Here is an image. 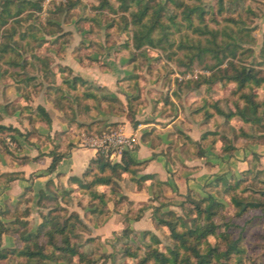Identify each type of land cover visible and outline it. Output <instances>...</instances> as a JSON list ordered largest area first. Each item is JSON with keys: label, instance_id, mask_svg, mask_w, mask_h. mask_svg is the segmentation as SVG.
Returning <instances> with one entry per match:
<instances>
[{"label": "trees", "instance_id": "1", "mask_svg": "<svg viewBox=\"0 0 264 264\" xmlns=\"http://www.w3.org/2000/svg\"><path fill=\"white\" fill-rule=\"evenodd\" d=\"M156 0H117L118 7L115 8L109 0H102L100 5L93 7L99 14L114 13L119 19L115 20V25L124 24L123 31L130 34L133 30L132 42L136 50L145 48L165 49L164 41L169 43V47H173L169 32L171 28L178 32L184 28V23L188 27L194 28V32L200 34L204 40H199L196 44L180 42L179 48L187 50L185 55L188 62L183 63L185 67H189L195 62L202 63L205 57L210 56L215 62L213 66L206 67L212 71L210 77L201 79V82H184L179 84V90L186 88H199L206 85L207 91L217 82H228L236 84V94H241L243 106L236 104V111L225 113L216 104L209 103V100H204L202 106L195 107L194 114L198 115L204 111L206 118H214L216 113L210 112V107L217 109V113L227 119L240 117L246 123H251L257 119L260 108H264V101L257 102L258 95L249 93L254 88L264 87V72L254 68L246 67L237 64L235 61H228L227 66L224 63L229 58H236L237 53L249 52L243 48V44L247 41L244 39V28H239V31H234L231 25L238 24L234 18L227 20L228 25L222 30H212L205 23L207 11L203 8L201 0H166L164 3ZM29 4L26 0H0V60L4 56L14 53V61L11 64L17 69H28L27 58L31 56V60L38 59L40 62V74H45L46 78L51 82L50 77L45 73L48 72L49 63H45L41 56L37 55L36 48L44 46L49 42L40 41L39 47L27 43L24 39L17 41L15 29L12 24L23 12ZM219 8L214 15L220 16L225 11L224 0H219ZM172 5L174 11L170 12L169 6ZM37 10H40L36 3ZM76 8V3L69 2L67 5L68 11H73ZM170 12V13H169ZM212 14V11H209ZM182 18L181 21H178ZM198 19L201 27H194V20ZM218 23V22H216ZM220 24V22H219ZM8 27H10L8 29ZM36 28L35 30H37ZM44 30L47 35H58L55 39L62 45L69 36L63 33V28L56 23L48 24ZM35 34L40 35L41 33ZM161 34L160 37H158ZM37 35H34L35 38ZM220 38L222 41L220 42ZM225 38V40H224ZM189 39V38H188ZM184 41V40H182ZM34 42V40H33ZM32 42V43H33ZM93 42L86 46L82 43L80 50L86 51L91 49ZM129 41L124 48L130 49ZM37 49V50H38ZM46 56V55H44ZM79 56L84 57L79 53ZM9 57V56H8ZM261 57L264 58V46ZM15 58V59H14ZM18 59V60H17ZM49 61L51 57L48 58ZM83 59V58H82ZM23 62L20 63V61ZM34 62V61H33ZM65 70V69H61ZM35 81V88L42 87V83L38 78L25 77L24 82L32 83ZM84 87L79 89V85ZM86 83L76 77L73 83L63 82L61 85L47 91L48 97L55 99V104L64 113L70 126L77 127L86 131L89 135L101 133L99 129L100 122H94L90 125L77 122V111L83 104L85 110H91L92 103L98 102L103 104L105 99L96 94L92 89L85 87ZM249 90V91H248ZM129 108L133 116H135L136 108L133 106V101L130 102ZM197 106V105H196ZM39 115L33 121H45L51 124V119L47 112L39 108ZM196 115H193L196 117ZM8 132L21 134L18 129L5 127L0 125V133ZM218 133L206 134L201 138L199 147L209 144H216ZM15 140V136L12 135ZM1 143L5 145V140ZM204 151H199L198 156H203ZM64 154L53 153V162L49 167V172H54L63 160ZM28 161H26L27 163ZM249 168L243 173L246 177L243 180L236 181V189L230 193L229 205L234 208V215L225 213V203L215 199L213 196L195 200L188 196L184 205H190L188 215L181 217L173 211L163 212L167 205H140L139 207L129 206L128 213L125 215L126 222L129 220H140L142 214L147 209H153L152 219L157 229H164L168 234V246L163 252L161 250L162 241L151 231L143 233L145 239L150 240V245L144 256H139V250L135 249L132 244L126 243L124 252L127 255H133L136 260L133 263H114V264H264V182L260 187L248 183L251 178L258 175V167L260 157L252 155L249 160ZM147 162L137 164L131 153H125L120 163H112L105 155H97V158L92 160L83 177L71 178V182L76 185V190L84 196L86 210L85 219L91 220L95 218L103 219L110 213L108 205L110 202H115L117 205L122 203L123 199L117 198L119 190V182L122 176L127 174L129 179L135 180L133 168L142 166ZM7 183L16 180H24L23 174H10L5 178ZM49 188H55L52 181L48 184ZM245 185V188L241 189ZM58 188L56 189V191ZM59 191L57 194L49 197V193H41L39 205L45 199H51L57 202V207L49 210L47 214L41 212L42 223L36 233H29L24 230L27 221H23L24 217L29 216V210L14 214L17 218L13 222L4 223L0 220V243L3 241V236L8 235L15 238V248L1 249L0 244V264H10L11 259H15L21 264H31L37 261V264H46L45 261L58 264L61 260L70 261L77 258L79 264H94L89 258V255L83 251V244L80 243L79 235L87 229V225L82 217L77 213H72L68 217L63 215L59 209L60 202ZM250 192V194H247ZM29 193V190H28ZM65 194H69L65 192ZM31 193L27 195L29 201ZM19 213V211H17ZM5 217L10 216V212L3 213ZM129 225L125 228L123 236L134 234ZM213 240L214 242H212ZM235 259V263L232 259Z\"/></svg>", "mask_w": 264, "mask_h": 264}, {"label": "rangeland", "instance_id": "2", "mask_svg": "<svg viewBox=\"0 0 264 264\" xmlns=\"http://www.w3.org/2000/svg\"><path fill=\"white\" fill-rule=\"evenodd\" d=\"M26 1L29 2V4L26 6L27 9L21 14L20 17L13 20L14 22L12 23L14 24L16 20L19 22V24H15L13 26L15 29L14 38L17 41L24 39L27 43H31L33 45H36L37 43V47H39L38 45L40 41L45 42L49 39L48 43H46L44 46L41 45L39 49L36 48L35 50V52L37 51V55L41 56V59L45 61V63H48V58L52 57L50 50L53 49L54 45L51 43V39H56L58 35L55 34L49 37V35H47V31L44 30V28L48 24L56 23L63 28V33L69 34L66 39H68L73 34L70 32V30L77 28L78 32H85V34L82 35V39L88 40L90 44L91 42H95L97 45H99V43L103 42L106 45L116 46L117 54L129 53L130 58L136 63L135 72L137 73L136 82L138 88L140 86V74L147 75L148 82L152 81L153 84L150 83L146 87L154 86L160 89V91H154L158 94L157 97H161L165 103L171 106H174L176 102L182 106L189 105V108L186 112V117L189 116V118L196 121V123H200L201 127H203L204 131L201 135V138L203 135L208 133H218V136L216 137L217 143L214 145L209 144L207 147L212 146V148L218 149L223 155H230L235 151L237 145L244 147L254 144L264 145V108H260L257 119H254L255 121L251 123H246L242 118L236 116L231 119H227L219 115L217 113V109L211 107L210 112L216 113L214 118H206L204 111L198 113V115L194 114L196 109L195 107L202 106L204 100H209L211 106L212 104H216L217 107L222 109L227 114L236 111V104H239V106L242 107L243 102L240 99L241 94H236V84L225 81L215 83L209 91H207L206 85L199 88H186L184 90H179L180 83H197L198 81L201 82V79L205 77H210L212 75V71L208 70L206 67L213 66L215 64V62L211 60L210 56H208L204 58L202 63L197 61L189 67H185L183 65V63L188 62V59L185 56L188 51L185 49H180L179 43L186 42L189 44H196L197 41L204 40V38L200 34L194 32V28H190L187 26V23L182 22V18H179L178 21H181L179 23H184V28H182L180 32L174 28H171L169 31L171 33L169 41L174 43L173 47L170 48L169 43L164 41L163 45L166 47L164 50L160 48L152 49L150 47L142 50H136L133 47V42L131 40L134 31L133 27L130 28L132 29V32L127 34L125 31H123L124 24H119L117 26L115 25V20L119 19L118 15H114V13H106L102 15L93 9V7L99 6L102 0ZM109 1L115 8L118 7L119 3L117 0ZM165 1L166 0H156L155 3H164ZM185 1L187 3H191L189 0ZM69 2L76 3L75 10H67V5ZM218 2L219 0H201L203 8L206 9L208 13L205 23L209 26V29L222 30L228 25L227 20L234 18L238 24L231 25V29L234 31H239V28H244V34L246 36L244 39L247 41V44L244 43L242 46L244 49L249 50V52L240 51L237 53L236 58L227 59L223 67L227 66L228 61H235L239 65L254 68L256 70H262L264 72V58L261 57L264 46V0H224L225 11L217 17L214 14L219 8ZM36 3L39 5L40 10H37ZM169 10L170 12L174 11L172 5L169 6ZM210 10L212 11V14L209 13ZM193 26L200 28V21L195 19ZM9 28L10 27H8V29ZM36 28L38 29L35 30ZM65 30L68 32H65ZM36 31H38L37 33H42L37 35L35 34ZM34 35L37 36L33 38ZM158 35V37L161 36V34ZM128 41L131 45L130 49L124 48ZM219 41L221 42L222 38H220ZM82 43L84 42L82 41ZM81 44H79V46L76 48V54L81 58V56H79L80 53L84 56L82 58H85L86 61H92L90 55L94 49H97V47L92 46L91 49H86V51L85 49L79 51ZM8 56H4V58L0 60V125L18 129L21 134L12 132L5 134L0 133V183L5 184H9L6 182V179H4L6 175L22 174L20 172H10V170L6 168L7 164L13 165L14 163H18V165H27L30 162H42L45 157V155L40 152L36 158H32L33 146L31 140L33 138H37L39 139L38 141L40 143L43 142L44 144H46L48 141L47 137L40 135L35 128V125L39 121L35 120L32 122V120L36 119V117L39 115V108L36 109L33 106L34 100L31 94L33 92L38 93L45 91V95L48 97L47 91L61 85L63 82H67L66 79H68V77L66 78V74L71 72V70L69 71L67 68L61 67V69L63 68L65 70L58 71L63 79L62 82L58 84L55 79L57 73L51 69L53 66L52 64L51 66H48L50 67L48 72H45L51 79V82L49 83V79L46 78L47 76L42 73L40 74V62H38V59H34L33 62L31 60L32 57L28 56V69L24 70L21 68L20 70L14 68L11 65L17 62L15 58L14 61L12 60L13 58H10L12 56L14 57L15 54L11 53ZM21 62H23V60H21L20 63ZM25 77H37L38 80H40V82L37 81V83H42V87L37 86V88H35V81H32V83L24 82ZM151 78L154 80H151ZM85 83V87L92 89L89 87L87 82ZM250 92L258 95L257 102L264 101V87L254 88L250 90L249 93ZM17 93L18 95H16ZM104 99L107 100L106 97H104ZM141 99V96L132 97L127 105L128 116L132 118V122L134 124L137 122L134 120L137 116L138 107L141 103H143ZM131 101H133V106L136 108L135 116L132 115L129 108ZM111 102L114 103L115 107H117V105L120 106V112L124 111L122 109L124 107L122 102L118 101L117 99ZM2 108H4L6 112H4ZM193 115H196V117ZM4 116L7 117L8 120H6ZM5 122L6 124H4ZM26 123L29 124L28 127H25ZM12 135L15 136V140L12 139ZM139 135L138 137L140 139ZM91 136L94 135L86 134L83 136V139L84 137L89 138ZM43 138L45 140H43ZM201 138L200 141L196 143H194L190 138H186L191 146H195L197 149H199L197 150L198 152L196 155H198L199 151L202 150V147H199L198 145L201 142ZM2 140H5V145L1 143ZM83 147H85V145ZM223 148L225 149L223 150ZM23 149H27L28 154L23 153ZM26 161L28 162L26 163ZM13 167H15V165H13ZM257 167L258 175L253 177V179L251 178L248 183L260 187L262 182H264V166L261 163V159L259 166L257 165ZM243 173L239 176H232L230 179H217L215 182L209 184L206 187L207 190H205L206 194L204 196H190L198 201L211 195L215 199L225 203V213L232 216L234 215V208L228 203L230 199V193L235 191L236 181L246 178ZM57 188V191L60 189L58 201L60 202L59 209L62 211L63 215L68 217L72 213H77L82 217V215L86 213V210L84 209L85 204L83 206L81 205L84 202V196L81 195L76 190V188H70L71 190H66V188L60 184L55 185V188H49L48 185H46V190L42 192L47 194L49 192V197H54V195L57 194ZM243 188H245V185L241 189ZM28 190L29 193H31V196L28 199L29 201L25 200L29 194ZM65 192H68L69 194H65ZM247 194H250V192ZM39 200L37 203L38 215H34L33 217L31 215V208L34 202L33 191L31 188H28L20 197L16 208L14 210H6L7 212H10V216L5 217L2 215V217L6 220L4 223L15 221L17 217L14 216V214H21V212L25 213V211L28 209L30 213L29 216L27 218H23V221H27L28 223L24 230L29 233H36L43 221L41 212L47 214L49 210L53 208L55 209L57 207V202L54 200L45 199L41 205H39ZM185 200L181 201L178 205H174L172 201L167 200L166 198L163 200H158L157 202L158 205H167L163 212L173 211L177 215L185 217L188 215L187 209L190 208V205H184L186 203ZM17 211H19V213H17ZM96 219L97 221L99 220V218ZM38 221H41V223L38 224ZM92 222H94V220H92ZM144 232L138 235L132 232L134 234H127L126 236H123L124 231H122L120 233H114V235L108 239H103L102 237L95 235V233H93V231L87 225V229L78 234V241L84 245L83 251L89 255V258L92 261H95L94 264L133 263L136 260V257L133 255H127L124 252L125 245L126 243L132 244L135 249L139 250V256H144L147 247L151 243L149 239L144 238ZM151 232L157 235L162 241L161 250L164 252L169 243L166 230L155 228V230ZM11 238L13 245L11 247H6L3 240L0 243L1 249H12L16 247L15 238ZM211 241L214 242L213 240ZM232 262L235 263L234 258L232 259ZM9 263L21 264V262H18L15 259H11ZM45 263L55 264L54 262L50 261H45ZM31 264H37V261H34ZM58 264L79 263L78 259L75 258L70 261L61 260Z\"/></svg>", "mask_w": 264, "mask_h": 264}, {"label": "crops", "instance_id": "3", "mask_svg": "<svg viewBox=\"0 0 264 264\" xmlns=\"http://www.w3.org/2000/svg\"><path fill=\"white\" fill-rule=\"evenodd\" d=\"M70 32L73 34L62 45L54 38L51 39L54 46L50 50L52 57L48 63L53 64L51 69L57 73L56 81L58 84L62 82L63 79L58 71L61 67L67 68L71 70L66 74L68 82L73 83V79L78 77L87 82L97 95L107 99L103 104L93 102L91 110H85L81 105L76 115L77 122L86 125L100 122L101 132L119 128L127 135L140 134L139 145L131 156L137 164L147 162L133 168L134 181L129 179L127 174L122 176L120 189L117 192V198L123 199L122 203L117 205L114 201L110 202L108 216L97 221L96 218L86 220L85 214L82 215V219L95 235L108 239L114 233L124 231L128 225L137 235L144 231H154L156 227L151 208L144 211L140 220L126 222L125 215L130 205L135 208L140 205L159 206L157 201L165 198L178 205L190 195L204 196L206 187L217 179H230L245 172L249 168L248 160L252 155H258L264 166V145L258 144L247 147L237 145L230 155H223L212 146H202L204 155H196L199 149L191 146L186 138H190L194 143L199 142L204 129L200 123H196L189 116L186 117L189 105L184 107L176 102L171 106L165 103L154 91L160 89L154 86L146 87L152 83V81L148 82L147 75L140 74L138 88L135 61L130 58L129 53L117 54L116 46L106 45L103 42L97 45L93 42V46L97 49H94L90 55L92 61L81 59L76 54V48L82 41L87 44L86 46L90 42L82 39L84 31L78 32L76 28ZM79 89H84L81 84ZM31 95L34 100L33 106L36 109H44L51 119V124L39 121L35 125L38 133L46 136L48 142L40 143L37 138L31 140L32 158H36L40 152L45 157L42 162H30L27 165L14 163L15 167H13L7 164L6 168L10 172H20L25 179L9 184L0 183L2 222H6L2 213L7 212L8 209L14 210L28 188L32 189L34 197L31 215L33 217L38 215L37 203L49 181L54 185H63L66 190L74 189L76 185L71 182V178L81 179L90 162L97 158L95 150L83 147V136L87 134L86 131L77 125H69L64 113L55 104L54 98L47 97L45 91L33 92ZM138 96L142 97L143 103L138 107L134 120L137 122L134 124L132 118L128 116L127 105L132 97ZM116 99L124 105L123 112H120L119 105L115 107L111 102ZM2 109L6 112L4 108ZM5 119L8 120L7 117ZM28 126L29 124L26 123L25 127ZM55 152L64 154V158L51 173L48 169L53 162ZM23 153L28 154L27 149H23ZM120 162L121 158L117 160V163ZM40 223L41 221H38V224ZM3 240L6 247L13 245L11 237L4 235Z\"/></svg>", "mask_w": 264, "mask_h": 264}, {"label": "built area", "instance_id": "4", "mask_svg": "<svg viewBox=\"0 0 264 264\" xmlns=\"http://www.w3.org/2000/svg\"><path fill=\"white\" fill-rule=\"evenodd\" d=\"M138 134L127 135L122 129H108L99 135L85 137L83 146L93 149L97 155H105L112 163L125 153H133L139 145Z\"/></svg>", "mask_w": 264, "mask_h": 264}]
</instances>
